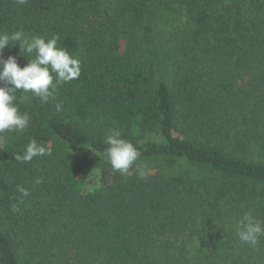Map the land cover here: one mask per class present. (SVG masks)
I'll return each instance as SVG.
<instances>
[{"label":"trees","instance_id":"16d2710c","mask_svg":"<svg viewBox=\"0 0 264 264\" xmlns=\"http://www.w3.org/2000/svg\"><path fill=\"white\" fill-rule=\"evenodd\" d=\"M20 29L59 36L82 71L47 104L17 92L31 119L0 140V264H264V237L234 227L264 220V0H0V32ZM113 128L141 153L128 176L105 154ZM31 139L51 155L16 161Z\"/></svg>","mask_w":264,"mask_h":264},{"label":"clouds","instance_id":"9594fccd","mask_svg":"<svg viewBox=\"0 0 264 264\" xmlns=\"http://www.w3.org/2000/svg\"><path fill=\"white\" fill-rule=\"evenodd\" d=\"M19 5H26L28 0H16ZM59 36L45 38L39 35H29L23 29L11 32H0V133H22L30 123V115L21 112L17 103V92L31 93L42 104L56 99L59 87L65 83L79 79L81 75V60L59 45ZM19 43L20 55L30 57L27 65L21 67L16 56H3L6 46ZM23 52L24 54H21ZM57 112L63 110V101L55 104ZM106 156L114 172L128 176L130 169L136 165L141 153L130 141L124 139L120 130L110 129L104 137ZM52 149L31 139L21 153L15 154V160L21 163L31 162L34 157L51 155ZM141 179L151 174V169L144 162L136 166ZM21 197L30 195L28 189L17 186ZM23 201L21 200V203ZM13 211H19L17 205ZM235 234L239 241L251 247L258 245L264 237V220L246 211L235 221Z\"/></svg>","mask_w":264,"mask_h":264},{"label":"rangeland","instance_id":"374dc122","mask_svg":"<svg viewBox=\"0 0 264 264\" xmlns=\"http://www.w3.org/2000/svg\"><path fill=\"white\" fill-rule=\"evenodd\" d=\"M161 24L166 29L167 33V43L165 45L166 49L173 47L175 44L179 43L183 38L182 32L185 27V15L183 11L180 13L176 7H170L162 11ZM173 59L176 58V53L173 50L170 53H166ZM25 66V65H24ZM0 140H4L3 133H0Z\"/></svg>","mask_w":264,"mask_h":264}]
</instances>
